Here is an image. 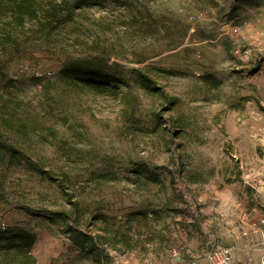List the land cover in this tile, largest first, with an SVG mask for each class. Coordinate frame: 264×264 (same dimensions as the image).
Listing matches in <instances>:
<instances>
[{
    "label": "rangeland",
    "instance_id": "374dc122",
    "mask_svg": "<svg viewBox=\"0 0 264 264\" xmlns=\"http://www.w3.org/2000/svg\"><path fill=\"white\" fill-rule=\"evenodd\" d=\"M34 2L37 18L20 25L0 0V246L24 232L35 261L16 264H98L65 232L53 171L69 177L80 227L101 236L111 264H204L222 246L236 264L253 255L243 230L264 219V0ZM68 63L102 68L120 92L69 86ZM136 69L178 99L166 116L185 200L170 189L171 133L154 129L161 100Z\"/></svg>",
    "mask_w": 264,
    "mask_h": 264
},
{
    "label": "trees",
    "instance_id": "16d2710c",
    "mask_svg": "<svg viewBox=\"0 0 264 264\" xmlns=\"http://www.w3.org/2000/svg\"><path fill=\"white\" fill-rule=\"evenodd\" d=\"M7 1L10 3V18H16L20 25H23L24 18L30 20L37 18L39 10L34 0ZM134 74L142 89L149 95L157 96L161 100V109L159 112L153 113L154 129L157 132L169 131L171 133L169 139L165 141L167 151L170 153L174 165L168 169L170 189L175 198L185 200L189 193L179 168L181 156L178 149L180 144L172 139L176 134L173 118L166 116V113L171 111L177 104L178 99L164 92L156 78L147 71L136 69ZM60 75L69 86L79 90H85L91 94L115 95L120 92V88L110 82V77L100 67H88L84 63H68L61 70ZM125 94H129V88ZM4 121L6 127H10V121ZM25 127L24 124H20L19 129L25 130ZM8 152V148L3 143H0V164L6 158ZM47 178L55 184L62 195L63 203L68 206L67 209L63 208L59 211V218L63 222L65 232L69 235V239L81 251L85 252L87 257L98 261V264L104 260L108 264H111L112 256L104 246L101 236L99 234L92 235L91 231L84 232L80 227L82 220L81 207L67 185L69 177L66 174H56L53 171H49L47 172ZM148 180L155 184L163 185V182L156 174L149 173ZM2 240H4V243L0 246V252L6 264H16L19 257L34 263V257L30 255V250L34 244V237L32 235L24 232H11L8 236L2 238ZM119 243L112 242L108 245L112 250H116L118 249Z\"/></svg>",
    "mask_w": 264,
    "mask_h": 264
},
{
    "label": "built area",
    "instance_id": "2783aa9c",
    "mask_svg": "<svg viewBox=\"0 0 264 264\" xmlns=\"http://www.w3.org/2000/svg\"><path fill=\"white\" fill-rule=\"evenodd\" d=\"M255 219V218H254ZM264 219H260L258 222L253 221L251 226L247 230H243V235L248 237L255 236L254 243L250 245L249 252H253V255L248 253L246 260L242 264H264ZM244 228V227H243ZM250 230L253 234H250ZM257 235L259 238H257ZM258 256V261L255 257ZM195 264V263H191ZM204 264H236L233 260L231 248L222 246L216 247L212 251L208 252L204 258Z\"/></svg>",
    "mask_w": 264,
    "mask_h": 264
}]
</instances>
